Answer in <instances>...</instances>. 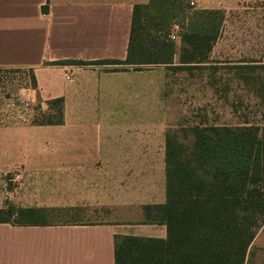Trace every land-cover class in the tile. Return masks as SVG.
Segmentation results:
<instances>
[{
	"label": "crops",
	"instance_id": "crops-1",
	"mask_svg": "<svg viewBox=\"0 0 264 264\" xmlns=\"http://www.w3.org/2000/svg\"><path fill=\"white\" fill-rule=\"evenodd\" d=\"M148 2L0 0V70L29 72L24 92L47 108L49 101L63 100L62 125L0 126V211L11 206L43 210L44 215L79 211L86 217L94 207H103L117 219L37 226L0 223V264H114L116 236L166 238L164 225H126V185L123 180L113 184V171L123 178L126 163L118 162L121 158L102 162L99 156L112 149L155 153V177L149 180L141 212L144 206L165 203L166 135L169 123L177 119L172 81L189 78L192 69L97 64L126 61L133 7ZM228 2L195 0L198 10L227 9ZM45 5L48 12L42 14ZM175 46L174 66L179 65V38ZM67 61L88 65H56ZM179 98L184 104L183 95ZM156 144L161 146L158 152L153 151ZM137 158L141 166L152 165L142 151ZM10 174L18 181L13 190L7 183L13 180L4 178ZM140 199L138 195L131 202ZM254 240L245 264H263L253 254Z\"/></svg>",
	"mask_w": 264,
	"mask_h": 264
},
{
	"label": "trees",
	"instance_id": "trees-1",
	"mask_svg": "<svg viewBox=\"0 0 264 264\" xmlns=\"http://www.w3.org/2000/svg\"><path fill=\"white\" fill-rule=\"evenodd\" d=\"M47 12L45 5L42 14ZM223 23L222 10H198L186 0H149L133 7L126 61L97 64L193 69L208 61ZM175 27L181 53L174 66L176 46L169 36ZM62 64L88 65H56ZM31 84L36 86L33 77ZM48 109L47 120L35 125H62L63 100L49 101ZM191 135L189 150L166 137V201L142 209L147 224L166 227V238L116 236L114 264L246 263L264 222V130L196 126ZM42 219L43 210L0 211V223L37 226L45 224Z\"/></svg>",
	"mask_w": 264,
	"mask_h": 264
},
{
	"label": "rangeland",
	"instance_id": "rangeland-1",
	"mask_svg": "<svg viewBox=\"0 0 264 264\" xmlns=\"http://www.w3.org/2000/svg\"><path fill=\"white\" fill-rule=\"evenodd\" d=\"M228 1L229 7L222 10L224 23L220 37L208 61L189 70L188 73L191 75L189 78L177 76L172 81L178 97L175 101L177 119L169 123L166 136L175 139L186 150L191 149L193 143L191 129L196 126L202 128L253 126L264 130V0ZM193 7L196 8V4ZM177 32V27L172 28L171 34L177 37ZM29 83L30 73L27 71L0 70V126H9L13 123L35 125L47 120L43 115L48 114L47 106L38 100H31L32 98L24 92ZM179 95H183L184 104H181L182 99ZM54 112L55 108L51 114ZM153 149L154 152H158L161 146L157 147L156 144ZM138 151H142V156L150 160L152 165L146 162L145 166H141L137 158ZM99 156L102 162L105 160L115 162L121 158L122 161L118 162L126 163L123 178L118 179L115 176V173L120 171H113L114 186L121 184L122 180L126 185V191L122 196L127 199L123 205L128 206L126 225H152L145 221L141 207L143 196H146L149 189V180L151 183L153 175L155 177L156 154L148 153L147 149H112L109 153H105L104 150ZM4 178L7 181L13 180L7 182L10 189L17 188L16 175L10 174ZM99 188L98 183L96 189ZM138 195L141 199L132 203V197L138 198ZM7 208L8 211H16L14 207ZM46 213L41 221L55 225L78 221L117 220L115 214L103 207H94L86 217L79 215V211L53 210ZM12 220L15 221L16 218ZM256 234L252 253L264 264V222Z\"/></svg>",
	"mask_w": 264,
	"mask_h": 264
},
{
	"label": "built area",
	"instance_id": "built-area-1",
	"mask_svg": "<svg viewBox=\"0 0 264 264\" xmlns=\"http://www.w3.org/2000/svg\"><path fill=\"white\" fill-rule=\"evenodd\" d=\"M187 3H188L191 7H193V6L195 5V2H194L193 0H188ZM169 38H170L171 40H173V41H176V40L178 39V36L176 37L175 34H171V35L169 36ZM66 79H69V75L67 76Z\"/></svg>",
	"mask_w": 264,
	"mask_h": 264
}]
</instances>
